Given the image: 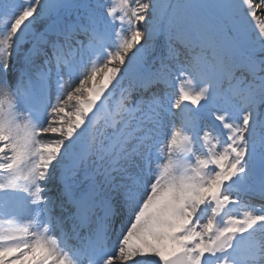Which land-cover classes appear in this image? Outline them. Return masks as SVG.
<instances>
[{"label": "bare ground", "instance_id": "obj_1", "mask_svg": "<svg viewBox=\"0 0 264 264\" xmlns=\"http://www.w3.org/2000/svg\"><path fill=\"white\" fill-rule=\"evenodd\" d=\"M258 1L264 2V0H258ZM245 2H247V0ZM231 3H232V6L234 5L235 7H241L247 16L250 15L251 13H255V10H257V9L260 11L261 10L264 11V7L260 4L251 8V5L244 6L245 4L243 2L241 3L240 1L233 0V1H231ZM25 4L26 3L24 1H21L19 4V7H21ZM242 4H243V6H242ZM193 6H194V0H188L186 3H184L182 5V10H189ZM188 20H189L188 25L195 28V34L197 36L201 37L202 35H204V40H210L212 42H220L222 47H226V48L228 47V44L224 40V38L219 37L218 33L213 28L208 26L207 24H202L200 21V18L196 19V18L190 17ZM44 21H45L44 14H38L36 17V20L33 22V26L31 28V30H34V29H37L38 27H40L41 23H43ZM262 21L264 22V18H262ZM198 31H200L202 33H199ZM263 35H264V33L259 31L255 34H253L252 36L248 35L245 38V42L248 43V46L250 48L249 54H255V55L261 54V51H259V49L256 47V45L262 39H264ZM24 51H25V48H24ZM22 60H23V54L21 51H18L17 56L13 60L14 69H15L16 65H18L19 63L22 62ZM87 82H89V80L80 81L79 85L84 87ZM98 101L99 102L102 101V98L101 97L98 98ZM217 121L220 122L218 117H217ZM244 127H246V124H244ZM23 139L25 140L24 136H23ZM207 141H208V143L216 142V140L211 135H209V138ZM1 145L2 144H0V148H1ZM253 151L255 153H259L256 149H253ZM23 152H26V150H24ZM218 162L220 164H223L224 163L223 158H219ZM226 172H228V167L226 168ZM240 176L241 177H247V174H241ZM180 186H181V184L176 183L175 188L168 190V191H165L160 197H156V190L151 191L149 193L150 198L147 200L145 205H143V207L141 208V211L138 212L137 220L133 223V225L131 227V232H130L127 240H125L124 243L121 244L122 249L118 248L114 251L119 256H123V259L119 261V264H122V263L126 264L128 262L127 261V257H128L127 254L134 247L133 242H134V235L135 234L139 235L141 241H145L147 239L152 238L150 232L152 231L153 226L151 223L148 222V218L145 217L144 214L146 212L150 213V212H154V211H158V210L167 208L170 212H172L175 215V217H176L175 221L180 217L181 218V224H183V220L185 219V216L180 215V206H181V204L187 203L189 201V196L180 192V190H179ZM212 188H214V186H212ZM107 193H108V196L111 194L108 185H107ZM176 194H180L182 196L181 201H177ZM231 199H233V197H231ZM101 201L105 206H109V204L104 201V196H102ZM251 213H256V212L251 211ZM234 224L236 225V227H242L243 228V226H244L242 224H237V223H234ZM197 231H199V234L201 235L204 231L203 226H199ZM179 233L180 234L185 233L187 235V237H189L190 239L194 238L193 231H187L183 228V226L179 229ZM158 236H160V232H158ZM174 241H175V237H173L170 233H166L164 240H162L161 242L154 245L156 247V252H157V253L155 252L154 254H162V255L166 256L169 253L170 249H172V247L174 245ZM196 241L199 245V249L193 250L191 252L192 257L196 260L197 264H204V262H205L204 255L205 254L201 250L202 240L196 239ZM120 243H121V241L119 242V244ZM123 244H124V247H123ZM258 244L264 245V241L259 240ZM245 245L246 244L243 242L232 243L230 245V247L227 249V254H226L225 258L226 259H235V256H234L235 253L240 251V249ZM143 246H145V245H143ZM38 247L41 251H48L50 253H55V248H54L52 242H48L46 240L41 239L39 241ZM147 251H149V250H147ZM16 254L20 257L26 256L24 249L23 250H21V249L17 250ZM243 258H248V256L244 255ZM46 259H47V264H56L54 262V260H56V259L58 261V258L56 256H55V259H53V260H52V258L50 260L48 257H46ZM223 260H224V258L218 259L219 262H221ZM114 261H115V259H110L109 264L114 263ZM23 264H26V263H23ZM28 264H30V263H28ZM34 264H37V263H34ZM151 264H157V262L154 261Z\"/></svg>", "mask_w": 264, "mask_h": 264}, {"label": "rangeland", "instance_id": "obj_2", "mask_svg": "<svg viewBox=\"0 0 264 264\" xmlns=\"http://www.w3.org/2000/svg\"><path fill=\"white\" fill-rule=\"evenodd\" d=\"M250 3L252 4V5H257V4H260L261 5V3L262 2H259L258 0H250ZM263 6H264V4H263ZM263 11L261 10V15H264L263 13H262ZM236 28V26H234V29ZM225 31H227V30H225Z\"/></svg>", "mask_w": 264, "mask_h": 264}]
</instances>
